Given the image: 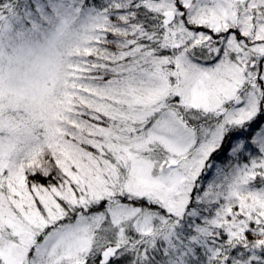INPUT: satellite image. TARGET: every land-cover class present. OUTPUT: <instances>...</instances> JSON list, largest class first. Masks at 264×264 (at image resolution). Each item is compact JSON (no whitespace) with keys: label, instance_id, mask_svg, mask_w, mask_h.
<instances>
[{"label":"snow or ice","instance_id":"snow-or-ice-1","mask_svg":"<svg viewBox=\"0 0 264 264\" xmlns=\"http://www.w3.org/2000/svg\"><path fill=\"white\" fill-rule=\"evenodd\" d=\"M0 264H264V0H0Z\"/></svg>","mask_w":264,"mask_h":264}]
</instances>
